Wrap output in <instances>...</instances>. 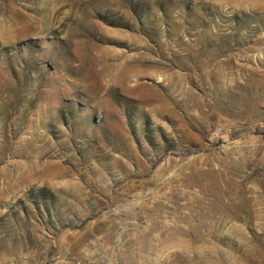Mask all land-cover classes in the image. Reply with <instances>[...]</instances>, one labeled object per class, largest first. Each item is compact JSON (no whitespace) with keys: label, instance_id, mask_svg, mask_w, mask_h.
<instances>
[{"label":"rangeland","instance_id":"374dc122","mask_svg":"<svg viewBox=\"0 0 264 264\" xmlns=\"http://www.w3.org/2000/svg\"><path fill=\"white\" fill-rule=\"evenodd\" d=\"M258 127L264 0H0V264H264Z\"/></svg>","mask_w":264,"mask_h":264},{"label":"trees","instance_id":"16d2710c","mask_svg":"<svg viewBox=\"0 0 264 264\" xmlns=\"http://www.w3.org/2000/svg\"><path fill=\"white\" fill-rule=\"evenodd\" d=\"M256 133L264 134V127H258L256 130ZM173 153L176 156H178V155H191L193 153H196V150L194 149V147H189L183 151H174Z\"/></svg>","mask_w":264,"mask_h":264}]
</instances>
